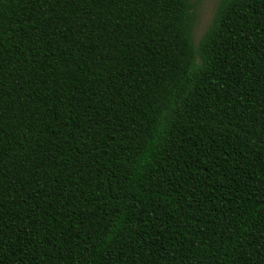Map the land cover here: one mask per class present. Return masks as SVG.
Returning <instances> with one entry per match:
<instances>
[{"label": "trees", "instance_id": "trees-1", "mask_svg": "<svg viewBox=\"0 0 264 264\" xmlns=\"http://www.w3.org/2000/svg\"><path fill=\"white\" fill-rule=\"evenodd\" d=\"M0 0V264H264V0Z\"/></svg>", "mask_w": 264, "mask_h": 264}, {"label": "rangeland", "instance_id": "rangeland-1", "mask_svg": "<svg viewBox=\"0 0 264 264\" xmlns=\"http://www.w3.org/2000/svg\"><path fill=\"white\" fill-rule=\"evenodd\" d=\"M193 4L195 21L191 30V39L195 43L206 29L217 0H190Z\"/></svg>", "mask_w": 264, "mask_h": 264}]
</instances>
